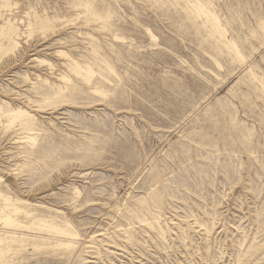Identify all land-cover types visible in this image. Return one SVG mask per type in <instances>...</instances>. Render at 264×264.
<instances>
[{
	"label": "rangeland",
	"instance_id": "374dc122",
	"mask_svg": "<svg viewBox=\"0 0 264 264\" xmlns=\"http://www.w3.org/2000/svg\"><path fill=\"white\" fill-rule=\"evenodd\" d=\"M0 264H264V0H0Z\"/></svg>",
	"mask_w": 264,
	"mask_h": 264
}]
</instances>
